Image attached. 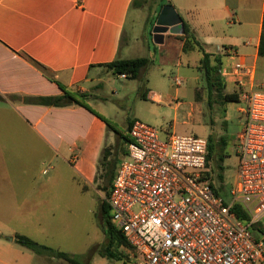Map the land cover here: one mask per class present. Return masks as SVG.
Here are the masks:
<instances>
[{"label":"crops","instance_id":"obj_1","mask_svg":"<svg viewBox=\"0 0 264 264\" xmlns=\"http://www.w3.org/2000/svg\"><path fill=\"white\" fill-rule=\"evenodd\" d=\"M172 1L170 5L181 17L182 25L164 34L161 45L154 43L153 32L151 35L154 53L161 57L160 65L174 64L178 72L185 66L199 71L202 54L195 48H185V22L208 53L221 55L224 60L218 49L229 47L238 52L239 61L257 68L264 0ZM140 2L136 6L134 0H0V163L5 133L22 131L28 142L29 138L36 140L63 162L74 165L84 180H95L97 162L106 146V118L93 113L85 104L45 107L27 105L23 100H10V97L88 93L93 86L104 83L105 66L118 59L147 58L151 61L150 69L156 58L131 57V53H138L140 49L138 39L135 43L132 40L138 15L145 5V0ZM158 3L151 14L154 18H158L162 10ZM130 22L135 24L134 28L129 26ZM151 25L154 29L156 22ZM176 79H180V85H176ZM185 79L191 85L199 81L197 77ZM172 80L164 79L159 83L148 79L149 86L143 87L145 99L140 96L141 100L157 105L175 100L179 108L182 106L176 98L179 88L171 95L166 89L160 90L166 88L168 82L176 87L184 83L179 77ZM229 84L234 89L231 92L238 90L232 81L227 83L226 89ZM255 85L262 87L258 86L256 76ZM192 90L203 120V87ZM142 119L145 118L137 116L132 120ZM224 119L226 121V112ZM164 134L167 138L174 133ZM10 185L14 186L12 180ZM30 193L31 190L20 193L13 188L9 191L11 197ZM16 235L6 238L9 246L0 242V264H12L7 262V252L11 251Z\"/></svg>","mask_w":264,"mask_h":264},{"label":"rangeland","instance_id":"obj_2","mask_svg":"<svg viewBox=\"0 0 264 264\" xmlns=\"http://www.w3.org/2000/svg\"><path fill=\"white\" fill-rule=\"evenodd\" d=\"M158 2L159 0H145L136 26L133 22L129 23L130 27L135 26L136 34L132 40L135 43V39H138L137 48H140L138 53H131V57L156 58L155 64L148 73L138 79H123L106 69L104 83L93 86L85 93L88 97L83 103L93 113L107 119L104 121L107 133L104 149L111 151L108 159L111 165H119L125 160L127 143L120 140L128 135V120L137 116L145 118L141 122L157 128L161 132V138H165L164 132L206 139L215 138L213 141L215 144L218 143L219 152L216 149L209 159L208 172L214 187L229 202L230 190L236 177L234 140L241 129V115L238 112L241 104L232 102L226 105V129L223 124L225 119L219 108L213 114L207 112V119L202 120L200 104H195L192 94V88L204 87L202 74L186 66L178 72L174 64L160 65V54L154 53L151 24L157 22L158 18L152 17L151 14ZM172 2L164 0V4ZM183 62L186 64L185 56ZM175 77L184 80L182 87H176L174 83L171 85L168 82L166 88L160 90L166 89L171 95L179 88L180 92L176 98L182 106L176 108L178 102L175 100L166 101L162 105L141 100L140 92L143 87L149 86L146 82L148 79L160 83L164 79L169 81ZM186 77H197L199 81L191 85L185 81ZM256 82L258 86H262L260 89L264 90V58H260L257 63ZM227 90L233 91V86L229 84ZM203 113H206L205 108ZM210 116L216 122L214 126L208 122ZM5 134L3 158L0 163V242L9 246L6 238L18 234L58 252L72 255L77 264H125L123 258L110 259L102 253V246L105 243L102 230V203L107 199L101 166L102 155L97 162L95 180L87 182L74 165L63 162L49 150L39 146L36 140L32 141L29 138L28 142L24 132L19 131L16 134L9 131ZM222 137L228 140V147L225 150L220 144ZM117 145L120 146L119 150ZM11 180L14 183L13 187L10 185ZM10 188L20 193L31 190V193L29 196L11 197ZM263 239L264 235H261L260 240ZM11 246V251L7 252L9 256L7 262L12 264H71L57 258L37 256L15 242ZM118 252L131 255V250L125 247L119 248Z\"/></svg>","mask_w":264,"mask_h":264},{"label":"built area","instance_id":"obj_3","mask_svg":"<svg viewBox=\"0 0 264 264\" xmlns=\"http://www.w3.org/2000/svg\"><path fill=\"white\" fill-rule=\"evenodd\" d=\"M218 51L228 60L223 81L240 92L231 200L207 175L208 139L161 138L157 128L135 121L107 200L112 224L135 251L132 264H264V241L253 233L264 225V90L255 85L256 68L239 61L235 49ZM236 203L249 220L233 212Z\"/></svg>","mask_w":264,"mask_h":264},{"label":"trees","instance_id":"obj_4","mask_svg":"<svg viewBox=\"0 0 264 264\" xmlns=\"http://www.w3.org/2000/svg\"><path fill=\"white\" fill-rule=\"evenodd\" d=\"M140 0H134V5H140ZM169 4V3H168ZM159 8L160 10L166 5L162 0H159ZM170 5V4H169ZM183 32L186 37V49L192 48L197 49L202 54V59L200 61L199 71L202 74V78L204 81V87L202 91V95L204 96L203 102L205 107V112L203 113V120L207 119V112L213 114L216 110L222 111L223 118H225V105L232 102H240V92H228L226 89L227 83H225L220 75V70L223 66V59L220 56H214L211 53H208L205 45L199 42L194 34L191 32L190 27L185 22L183 23ZM258 56L260 58H264V15L262 22V32L260 38V44L258 48ZM151 66V61L147 58H135V59H126L121 60L118 59L108 65L105 66L106 69L111 71L116 76L126 75L127 79H138L145 74V72ZM141 98L145 99L144 89L140 92ZM88 97L85 93H76L72 94L69 92H65L61 96H48V97H29L21 99L20 97L14 96L11 97L12 100H23V102L27 105H35V106H45V107H65V106H84L83 100ZM209 124L214 126L216 124L214 118L210 116ZM134 121L128 120V131L132 127ZM224 129L227 127V122L224 120ZM215 138H208V155H207V168L208 161L211 159L213 152L218 148V143H214ZM128 142V135L126 137H122L120 141ZM119 141V145H120ZM220 144L225 150L228 147V140L225 137H222L220 140ZM119 145H117V150H119ZM219 152V150L217 149ZM126 154V152H124ZM111 156V151L108 149H104L102 152V160L101 166L103 170V179L105 180V188L107 191V199H105L102 203V230L105 237V243L102 246V253L105 257L110 259L122 260L125 261V264H132L133 259L132 256L135 254L134 249L129 245L123 234L115 227V225L111 222L110 216V206L108 204V198L110 196L112 183L119 165H111L108 162L109 157ZM223 157L222 155H220ZM209 176V172H207ZM210 178V176H209ZM211 182V181H210ZM212 187L215 189V192L219 194V191L214 187L211 182ZM228 204V201H226ZM233 212L237 215L240 220L247 221L249 220V215L246 212L245 208L236 203L232 208ZM263 226L261 224L256 225L253 228V233L257 239H260L261 235H264ZM1 237V236H0ZM264 241V239H263ZM14 242L34 253L37 256H45L49 258H57L60 260H64L71 264H77L75 258L65 252H58L50 247L45 245H41L38 242L32 240L31 238L23 235H16ZM121 247L129 248L131 250V255H125L118 252V249Z\"/></svg>","mask_w":264,"mask_h":264},{"label":"water","instance_id":"obj_5","mask_svg":"<svg viewBox=\"0 0 264 264\" xmlns=\"http://www.w3.org/2000/svg\"><path fill=\"white\" fill-rule=\"evenodd\" d=\"M182 19L172 5H166L162 8L161 13L153 29L154 43L163 44L164 34L175 26H181Z\"/></svg>","mask_w":264,"mask_h":264}]
</instances>
